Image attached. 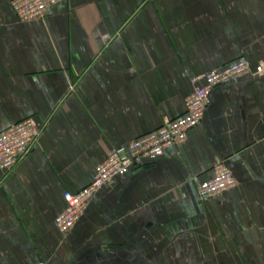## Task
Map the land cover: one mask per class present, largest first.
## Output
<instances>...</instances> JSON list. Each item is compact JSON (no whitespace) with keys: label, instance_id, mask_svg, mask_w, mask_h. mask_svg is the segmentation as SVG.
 Listing matches in <instances>:
<instances>
[{"label":"crops","instance_id":"1","mask_svg":"<svg viewBox=\"0 0 264 264\" xmlns=\"http://www.w3.org/2000/svg\"><path fill=\"white\" fill-rule=\"evenodd\" d=\"M0 0V133L32 118L0 169V264H264V77L214 86L184 142L143 158L54 219L111 148L184 112L203 75L264 59V0H61L20 21ZM225 162L234 184L198 194Z\"/></svg>","mask_w":264,"mask_h":264},{"label":"built area","instance_id":"2","mask_svg":"<svg viewBox=\"0 0 264 264\" xmlns=\"http://www.w3.org/2000/svg\"><path fill=\"white\" fill-rule=\"evenodd\" d=\"M61 0H12L11 7L20 21L42 18L46 9ZM237 75L264 77V59L254 67L244 56L203 75V85H199L188 95L184 103L185 112L171 121H164L158 129L136 137L127 146L111 148L107 157L95 168L93 180L77 192L65 191V209L54 219L60 233L69 231L82 215L87 202L99 188L114 176L124 175L131 166L143 158L157 157L163 149L185 141L187 131L197 126L209 102L211 89ZM39 128L32 118L17 121L0 133V169H10L26 155L39 135ZM212 177L198 182V194H216L229 189L235 182L225 162H218L212 169ZM37 264H44L38 262Z\"/></svg>","mask_w":264,"mask_h":264}]
</instances>
